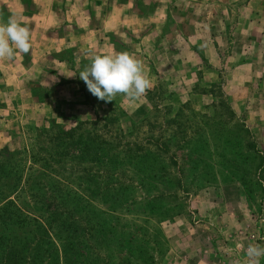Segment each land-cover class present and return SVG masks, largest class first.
Wrapping results in <instances>:
<instances>
[{"label": "rangeland", "instance_id": "rangeland-1", "mask_svg": "<svg viewBox=\"0 0 264 264\" xmlns=\"http://www.w3.org/2000/svg\"><path fill=\"white\" fill-rule=\"evenodd\" d=\"M140 2L146 9L140 14L106 17L114 34L109 43L66 53V60L78 59L74 71L46 70L52 67L37 60V45L26 69L17 58L12 66L0 62V103L7 105L0 110V149L19 151L24 159L36 151V132L50 122L67 129L111 117L115 121L104 138L134 147L111 152L117 166L126 167L120 180L130 189L114 204L112 193L89 197V213L81 221L89 247L87 255L78 256L79 264H243L249 244L264 246V0ZM150 5L157 11L148 13ZM50 16L32 23L35 44L54 23ZM5 18L0 6V21ZM121 26L127 31L117 36ZM124 34L132 39L128 44ZM45 47L48 53L53 49ZM124 51L143 61L152 87L135 103L123 95L101 101L79 72L95 54ZM62 80L74 82L68 91ZM28 89L33 105L21 102ZM71 94L90 108H68L64 101ZM35 98L49 100L48 105ZM18 158L7 160L12 170L18 167L16 187L23 185L21 174L29 166L27 158ZM7 193L0 188V264H6L9 247L14 251L28 239L26 223L14 227L8 221L13 213ZM13 195L15 206L24 209L25 195L19 190ZM32 240L30 251L35 252L37 237ZM237 243L243 249L235 250Z\"/></svg>", "mask_w": 264, "mask_h": 264}, {"label": "trees", "instance_id": "trees-1", "mask_svg": "<svg viewBox=\"0 0 264 264\" xmlns=\"http://www.w3.org/2000/svg\"><path fill=\"white\" fill-rule=\"evenodd\" d=\"M36 102L42 100L36 99ZM114 121L107 116L95 117L67 129L53 122L47 128L39 129L34 140L38 152L31 150L25 156L29 166L26 173L21 174L23 185L19 187L13 183L20 177L16 171L18 167L12 170L7 160L18 158L21 153L0 149V159L6 164H0V176L4 179L0 188L8 190L5 199L13 213L8 221L14 227L25 226L26 223L28 228L23 229L28 239L22 246H15L17 249L14 251L13 246L8 248L11 253L4 259L6 264H20L23 260L30 264L83 263L78 256L87 255L85 251L89 247V240L83 234L86 223L81 222L89 213L87 203L112 193L109 198H113L114 204L123 199V192L130 189V183L123 186L124 182L120 180L126 167L122 164L117 166L115 153L111 152L121 147L119 152L126 153L134 147L120 146L116 140L104 138ZM24 159L19 160L22 162ZM18 190L26 198L24 209L13 202V194ZM109 212L114 213L112 210ZM22 216L24 223L18 221ZM33 237H37L35 252L30 251ZM77 237L86 242L78 241ZM20 249L24 252H18ZM58 250L60 255H57Z\"/></svg>", "mask_w": 264, "mask_h": 264}, {"label": "crops", "instance_id": "crops-1", "mask_svg": "<svg viewBox=\"0 0 264 264\" xmlns=\"http://www.w3.org/2000/svg\"><path fill=\"white\" fill-rule=\"evenodd\" d=\"M140 0H4L0 1V6H2L7 14V19L9 16L15 15L16 17L26 18L24 20L25 24H29L28 26L31 28L32 23H37L40 20V15L49 14L50 22H54L53 24L48 25L46 31L48 34H42L38 37L36 44L32 40V46L37 45L40 47V56L36 55L37 60L40 59L42 62V66L46 68L44 63L49 64L51 66V71H56L59 69L66 70L65 72H71L69 70H73L74 63L77 64L78 59L68 58L65 59L66 53L69 54L70 50H74L76 53L77 51H83L78 47H86L88 45H101L105 44V41H108L109 36H114L112 31H110L107 23L106 17L109 14L114 12H120L122 14H133L137 15L140 14V10L143 11L145 7H141ZM148 13H153L157 11V7L149 6L147 10ZM167 12V10H165ZM94 15L97 16V19L94 20ZM140 17V16H138ZM6 18L4 22H6ZM39 24V23H38ZM39 27V25H37ZM36 28V27H35ZM34 28V29H35ZM33 29V28H32ZM32 31V30H31ZM118 32L117 36L120 35L121 31L125 30L124 26L120 28H116ZM135 31V30H134ZM138 31V30H136ZM135 31V32H136ZM131 32V31H129ZM92 35V39L88 38ZM126 37V34H124ZM116 36V35H115ZM41 37V39H39ZM130 38H125V44L131 41ZM52 46V51L49 53L46 51L45 46ZM78 49V50H77ZM49 55V57H48ZM32 56V52L30 51L27 55H17L16 58L18 60V66L21 69H26L25 66L28 65L30 58ZM34 57V55H33ZM16 58L14 61H11V66L15 64ZM35 58V57H34ZM7 64L10 63L9 61L6 62ZM9 65V64H8ZM2 65H0L1 67ZM73 66V67H72ZM17 67V66H16ZM65 68V69H62ZM75 68V67H74ZM77 68V67H76ZM15 69L10 70L15 75ZM44 70V69H43ZM74 71V70H73ZM4 75L0 69V76ZM60 79L63 78L62 75L58 76ZM17 79H19L17 77ZM63 80H67L63 78ZM65 85V90H67V86L73 84V81H67L68 83L63 82ZM75 86V84H74ZM28 96L21 100L22 103H26L33 105L31 101L30 89H28ZM73 95V94H71ZM69 101H64L68 108L71 107H79V108H90L85 104H78L76 98L78 96L71 97ZM17 103L16 99H14ZM47 100V99H46ZM45 100V101H46ZM44 103H40L44 105L49 102L46 101ZM75 101L77 104H75ZM83 103V102H82ZM1 104V103H0ZM14 101H12V105H14ZM48 104H46L47 106ZM57 106V105H56ZM7 105L1 104L0 110L5 109ZM55 107V105H54ZM50 108V107H48ZM71 109H68L70 111Z\"/></svg>", "mask_w": 264, "mask_h": 264}, {"label": "clouds", "instance_id": "clouds-1", "mask_svg": "<svg viewBox=\"0 0 264 264\" xmlns=\"http://www.w3.org/2000/svg\"><path fill=\"white\" fill-rule=\"evenodd\" d=\"M25 19L12 15L6 22L0 21V62H11L17 55L30 53L32 33ZM79 78L93 96L104 102L123 95L128 103H135L152 87L143 61L127 51L93 55L79 72ZM243 247L237 243L235 250ZM244 251L243 264H260V258L264 257V246L259 244H249Z\"/></svg>", "mask_w": 264, "mask_h": 264}]
</instances>
